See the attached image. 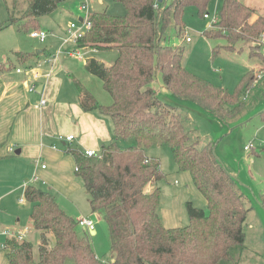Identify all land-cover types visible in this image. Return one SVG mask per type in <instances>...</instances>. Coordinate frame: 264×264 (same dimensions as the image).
Returning a JSON list of instances; mask_svg holds the SVG:
<instances>
[{
	"label": "trees",
	"instance_id": "obj_1",
	"mask_svg": "<svg viewBox=\"0 0 264 264\" xmlns=\"http://www.w3.org/2000/svg\"><path fill=\"white\" fill-rule=\"evenodd\" d=\"M26 1L19 18L25 28L29 24L34 31L41 30L38 17L51 14L64 0ZM120 1L126 10L123 15L91 12V27L77 40L79 47L117 54L109 66L95 59L86 66L110 94L109 104L97 102L82 83L75 81L81 108L111 118L112 139L95 156H86L76 148L65 150L74 159L75 174L82 181L90 212L107 224L112 256L109 264H239L249 212L244 194L215 156L213 143L199 146L198 137L185 128L186 115L180 105L159 98L151 82L159 71L163 87L176 99L195 104L206 116L227 119L243 106L240 95L255 83L254 71L249 70L227 89L186 70L184 49L162 42L171 24L178 36L184 35L187 7H194L203 18L210 0ZM217 16L216 24L204 35L222 36L228 47L238 41L250 42L249 55L257 56L264 69V16L256 15L254 8L240 0H222ZM217 52L218 48H213L212 53ZM14 54L22 62L34 55ZM3 70L0 63V72ZM130 139L134 144L118 143ZM153 145L169 148L178 171L190 174L206 201L207 211L185 202L187 225L166 228L162 224L158 184L165 173L159 160L145 153ZM24 196L31 204L32 227L39 231L38 256L34 259L29 241L7 237L4 248L8 264H64L67 257L75 264H106L95 255L87 237L78 233L77 220L60 207L54 194L28 185ZM261 205L264 208V193ZM49 233L54 239L51 245Z\"/></svg>",
	"mask_w": 264,
	"mask_h": 264
},
{
	"label": "rangeland",
	"instance_id": "obj_2",
	"mask_svg": "<svg viewBox=\"0 0 264 264\" xmlns=\"http://www.w3.org/2000/svg\"><path fill=\"white\" fill-rule=\"evenodd\" d=\"M83 1L64 0L58 3L57 8L51 14L38 17L37 23L40 29L47 34L46 39L40 42L37 38L30 36V32L33 30L31 26L28 24L25 28L23 20L19 18L20 13L27 6V1L0 0V25H4L0 28V62H12L7 72L15 73L13 76H16L17 73L29 70L26 62L17 61L14 51L31 53L42 48L46 49V55L51 54V56L55 54L61 56L64 52L75 48L82 54L80 60L72 57V60L79 64L77 69L83 67L84 61L89 57L102 60L108 65L111 64L117 55L115 51H91L88 48H78L71 39L64 42V39L69 35L67 31L69 24L73 22L77 24L78 17L84 18V14L78 11V7ZM240 1L253 5L258 9V14L264 16V0ZM221 2L222 0H210L206 8L210 17L218 13ZM86 4L90 13L106 11L114 15H123L126 12L120 0H86ZM11 18H14L13 22L10 21ZM183 19L185 22L184 35L178 36L171 24L166 31L167 39L162 42L181 46L184 49L183 66L186 70L227 89H232L249 70H253L257 78L253 86L242 91L240 100L243 102V106L241 109L235 116L227 119L206 116L195 104L176 99L163 87L159 71L156 72L151 86L162 100L180 105L186 115V130L198 137L199 146L212 142L215 156L236 179L238 189L244 194V202L249 208L244 228L245 249L239 264H263L264 208L261 205V198L264 193V69L257 56L249 55L250 42L238 41L228 47L227 40L222 36H205L204 31L210 27L209 19L201 18L194 7H187L184 10ZM186 36L190 37V42L185 41ZM215 47L218 48V52L213 54L212 50ZM88 76H91V81L82 82L84 88L88 89L99 103L109 104L111 96L103 89L100 79L94 75L88 74ZM163 92L167 94L164 96ZM134 142L133 139L118 141L120 146L134 144ZM96 151L99 155L101 148ZM145 153L148 157L158 159L165 173V178L159 182L161 205L167 198V192L175 184L173 174L178 169L169 148L165 145L147 147ZM75 179L81 184L77 192L72 196L66 194L61 197L60 202L59 198L55 196L56 201L75 220L86 217L93 222L94 234L79 225L77 231L80 235L87 237L95 255L104 263L109 264L112 261V256L107 224L101 216L90 212L82 181L77 176ZM197 191L194 194H197L196 196H190L188 199L194 206L207 211L205 199ZM18 196L23 198L20 190L12 195L11 202L15 204V197ZM16 207L18 208V211L15 209L16 217H19L20 222L15 221L14 215L11 216L13 219L11 222H9L11 219H4L7 220L4 223L1 219L0 232L7 226L14 230H27L24 239L32 244V255L34 259H37L39 231L28 222L30 204L25 200L22 204L16 203ZM188 223L189 218L184 204L183 222L179 226ZM48 238L49 244H53L54 239L51 233ZM3 239L4 235L0 234V244ZM64 264L75 263L72 258L67 257Z\"/></svg>",
	"mask_w": 264,
	"mask_h": 264
},
{
	"label": "crops",
	"instance_id": "obj_3",
	"mask_svg": "<svg viewBox=\"0 0 264 264\" xmlns=\"http://www.w3.org/2000/svg\"><path fill=\"white\" fill-rule=\"evenodd\" d=\"M245 4L254 8L256 15H259L257 8ZM74 44L78 48L99 51ZM31 53L34 55L25 61L29 70L16 76H13L15 73L7 72L10 63L0 62L4 68L0 72V221L2 219L4 223L7 222L4 219H11L12 215L16 222H20L19 217H16V203H24V190L28 185L50 191L59 198V202L66 194H75L81 184L75 179L74 159L65 150H98L112 139L111 118L97 110L84 111L75 86V81H91L88 74H92L86 73V66L90 59L95 58L89 57L83 67L77 69L79 64L72 60L75 56H69L66 52L61 56H51L46 55V49L42 48ZM95 60L99 64L110 65ZM166 94L163 92L164 96ZM41 100H44L43 104ZM67 135L73 138L65 140ZM42 164L45 167H41ZM173 177V182L179 185L174 184L167 192L166 200L158 206V213L166 228L180 227L184 204L197 191L187 171H177ZM18 190L23 198L15 197L14 204L11 202L12 195ZM5 206L7 208H3ZM30 212L31 204L28 222L32 226ZM3 231L23 233L25 238L27 230H14L7 226L0 232L4 235L0 244V264H8L4 248L7 235ZM90 233L94 234L95 231Z\"/></svg>",
	"mask_w": 264,
	"mask_h": 264
},
{
	"label": "built area",
	"instance_id": "obj_4",
	"mask_svg": "<svg viewBox=\"0 0 264 264\" xmlns=\"http://www.w3.org/2000/svg\"><path fill=\"white\" fill-rule=\"evenodd\" d=\"M78 9L80 12H82L84 14V18H79L77 24L75 22L69 24V26L67 28L69 35L64 39V42H68L71 39V40H73V42L77 43V40L79 38H81L85 34V32L87 30H89L91 27V21L89 19L90 12L88 10L86 0H84L79 5ZM203 18L209 19L210 27L213 26L214 24H216V22L218 21L217 14H214L212 17H210V14L206 12V13H204ZM46 35L47 34L44 30H34V31L30 32V36L33 38H37L40 42H43L46 39ZM185 40L187 42L191 41L189 36H186ZM261 47H262V51L264 52V35L261 38ZM66 54L69 56H75V57L80 58V59L82 58V54L78 50H69L66 52ZM17 71H18V69H17ZM43 103H44V100H41V104H43ZM72 138H73L72 135H67L65 137V140H71ZM84 154L86 156L98 155L97 151L94 149H86L84 151ZM41 167H45V165L42 164ZM74 170L76 171L77 167H75ZM77 223L79 226H82L83 228H85L89 231H94V224L89 218H86V217L79 218L77 220ZM2 233L6 234L7 237H9V238H15L16 240H19V241L24 240V234L23 233L15 234V233L9 232V231H3Z\"/></svg>",
	"mask_w": 264,
	"mask_h": 264
},
{
	"label": "water",
	"instance_id": "obj_5",
	"mask_svg": "<svg viewBox=\"0 0 264 264\" xmlns=\"http://www.w3.org/2000/svg\"><path fill=\"white\" fill-rule=\"evenodd\" d=\"M37 52V51H36Z\"/></svg>",
	"mask_w": 264,
	"mask_h": 264
}]
</instances>
